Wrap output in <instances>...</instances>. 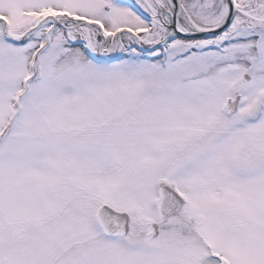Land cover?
<instances>
[{"label":"snow or ice","instance_id":"1","mask_svg":"<svg viewBox=\"0 0 264 264\" xmlns=\"http://www.w3.org/2000/svg\"><path fill=\"white\" fill-rule=\"evenodd\" d=\"M0 264H264V0H0Z\"/></svg>","mask_w":264,"mask_h":264}]
</instances>
